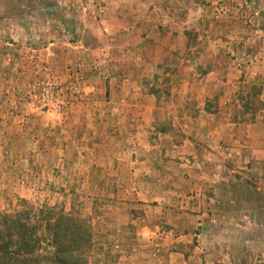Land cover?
<instances>
[{
    "label": "crops",
    "instance_id": "crops-1",
    "mask_svg": "<svg viewBox=\"0 0 264 264\" xmlns=\"http://www.w3.org/2000/svg\"><path fill=\"white\" fill-rule=\"evenodd\" d=\"M209 1L6 0L0 10L6 131L33 115L60 123L28 99L39 61L65 79L79 64L87 78L90 95L62 120L65 136L54 131L49 154L53 170L77 166L83 182L85 172L105 171L97 184L125 191L112 200L110 228L97 230L121 248L106 239L95 264H151L155 243L168 253L163 263L200 264L203 236L234 218L228 205L248 200L251 185L264 189V106L254 118L244 112L255 87L264 103V28L230 36L201 17L217 8Z\"/></svg>",
    "mask_w": 264,
    "mask_h": 264
},
{
    "label": "rangeland",
    "instance_id": "rangeland-1",
    "mask_svg": "<svg viewBox=\"0 0 264 264\" xmlns=\"http://www.w3.org/2000/svg\"><path fill=\"white\" fill-rule=\"evenodd\" d=\"M203 2L207 5L210 3L209 0H203ZM5 4L6 0H0V10ZM220 4L226 6L228 12L221 11ZM216 5L217 8L210 9L208 13L204 9L201 10V17H206L207 21L222 26L230 36L252 37L260 35L259 30L264 28V0H217ZM15 12H13V17L18 14ZM231 21L234 22L232 26ZM2 35L4 36V34ZM11 40L16 49H19V42L15 41L14 38H11ZM249 49H253V47L250 46L248 50L235 48L230 53L233 57H236L249 53ZM10 62H13L12 58ZM39 64L41 66L40 77L38 76L40 79L38 78L39 80L37 79L36 82L46 77L47 67L52 71L54 70L50 62L42 60L39 61ZM68 70L72 71L74 78L80 77L82 81L87 79L80 71L79 64L70 67ZM35 83L31 82L27 90L29 101L38 110L51 115L60 123L53 126L52 123L48 124V120L38 119L37 115H33L24 125L15 122L16 128L6 131L5 128H9L11 124L0 116V209L13 212L23 209L27 204L36 207L48 204L88 218L93 224L95 233H97V246L94 248L91 258V264H95V254L103 245H100V243L108 238L112 241L115 240L111 235L109 237L105 234H98L97 230L98 228L103 229L108 222L109 215L113 213L115 204L112 200L117 196L123 197L125 191L99 186L96 181L104 177L105 171H94L91 174V172H85L84 170L85 179L83 182L79 179L81 173L79 174L80 169L77 166L76 171H73L72 168L65 171L66 167L63 168L62 165L60 168H63V171L53 170L54 166L49 154L52 142L51 136L57 129H60L59 132L65 136L63 131L65 126L62 120L65 116L70 115L72 106L85 99H74V102L62 113L48 112L31 95L32 86ZM169 94V92H166L164 95L168 96ZM258 99L262 106L255 112L245 110V114L249 113L251 117H255L256 113L264 106L261 92ZM56 134L58 133L56 132ZM11 136H15V145L8 140ZM43 141H47V144ZM75 145L72 147L74 148ZM10 148L12 151L7 153ZM25 151H28L26 152L27 155H25ZM70 151L72 154L74 153L73 149ZM62 153L61 150L59 157ZM227 208L234 213L232 215L234 218L230 217L229 220L224 221V224H221V222L215 223V227H211L209 233L203 236V243L207 247H203V252L199 251L197 255L206 254L207 258L206 261L200 262V264H264V189L260 187L257 189V186L253 187L251 185L248 200L244 197L242 204L235 201ZM99 220L102 222L100 223ZM140 222L142 225L147 224V214L140 217ZM105 228L110 227L106 225ZM105 228L103 230L106 232ZM155 237L157 240L161 239L157 235ZM118 241H120L119 238H116L115 250L121 248ZM160 247H162L161 244L156 243L152 247L153 263L151 264H166L163 263V259L168 253L162 252ZM132 251L137 254L138 246H132ZM200 258L204 260V257L201 256ZM168 264H177V261H169ZM178 264L180 263L178 262Z\"/></svg>",
    "mask_w": 264,
    "mask_h": 264
},
{
    "label": "trees",
    "instance_id": "trees-1",
    "mask_svg": "<svg viewBox=\"0 0 264 264\" xmlns=\"http://www.w3.org/2000/svg\"><path fill=\"white\" fill-rule=\"evenodd\" d=\"M260 92L255 87L248 94L247 112L262 106ZM96 238L88 218L55 205L0 209V264H91Z\"/></svg>",
    "mask_w": 264,
    "mask_h": 264
},
{
    "label": "built area",
    "instance_id": "built-area-1",
    "mask_svg": "<svg viewBox=\"0 0 264 264\" xmlns=\"http://www.w3.org/2000/svg\"><path fill=\"white\" fill-rule=\"evenodd\" d=\"M220 10L228 12V8L220 4ZM65 79L61 74L46 68V77L32 86L31 95L40 106L55 114L65 111L75 100H83L89 94L88 85L80 77Z\"/></svg>",
    "mask_w": 264,
    "mask_h": 264
}]
</instances>
